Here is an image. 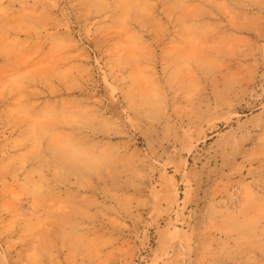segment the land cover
<instances>
[{"label": "rangeland", "instance_id": "rangeland-1", "mask_svg": "<svg viewBox=\"0 0 264 264\" xmlns=\"http://www.w3.org/2000/svg\"><path fill=\"white\" fill-rule=\"evenodd\" d=\"M0 264H264V0H0Z\"/></svg>", "mask_w": 264, "mask_h": 264}]
</instances>
